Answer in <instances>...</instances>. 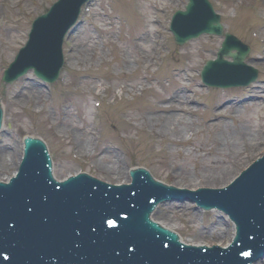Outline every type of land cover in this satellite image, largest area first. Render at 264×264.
Segmentation results:
<instances>
[{"label": "rangeland", "instance_id": "374dc122", "mask_svg": "<svg viewBox=\"0 0 264 264\" xmlns=\"http://www.w3.org/2000/svg\"><path fill=\"white\" fill-rule=\"evenodd\" d=\"M12 1L15 4L13 7L9 2L0 3V100L6 106L4 130L11 132L10 135H0V179H6L17 170L24 136L39 135L49 146L54 160V172L59 179L68 173L85 170L109 182H125L131 179L129 168L138 163L146 165L155 177L171 184L193 187L195 181L201 183L200 177H197L202 174V170L195 169V162L186 160V156L180 157L176 150L180 148L187 153L192 144L168 145L167 138L175 137L174 130L159 134L149 133L143 128L144 120L139 108L153 105L158 99L165 97L167 92L162 93V87L168 90V94L179 91L177 96L182 97L181 100L176 96L173 99L170 94V99H166L164 103L183 104L192 111H188L186 115L194 123L183 128L184 136L192 130L198 133L199 128L205 129L204 121L215 116V110H231L233 101L243 105L251 102L253 106L246 109L245 105H239L241 110L243 108L241 116L245 121L242 125L253 128L251 126L261 124L260 129L256 128L261 130L257 134L252 135L251 130L247 134L238 131L233 118L220 120H229L232 129L228 135L236 137V143L240 148L243 147L241 150L246 148L244 153L241 151L244 158L232 177L251 164L254 156L262 154L264 48L261 54L260 41L252 35L250 29L253 24L259 26L262 22L256 16L257 7H264V1L219 0L218 8L214 4L219 11L229 8L228 13L221 15L224 31L233 33L251 46L246 60L259 70L253 83L227 89L207 88L201 85L200 76L205 62L216 57L224 35L205 33L182 46L174 41L170 31L171 17L177 9L185 8L187 0H91L89 5L83 6L78 23L65 37V65L57 81L45 82L30 70L13 82H6L2 75L26 44L33 21L46 12L55 0ZM211 1L214 3L216 0ZM8 30L13 31V36L8 37ZM5 43L13 46L9 48ZM147 54H152L155 60V65L151 67L155 81H151L153 88L146 90L144 94L140 83H133L131 80L134 76L121 71L142 63ZM121 57L127 59L124 62L127 67L115 72ZM94 77H98L99 82L106 85L107 89L103 94L92 93L91 89L96 86L100 90L103 88L100 84L97 85ZM114 78H117L116 83H113ZM124 86L132 91H125ZM121 90L125 91L122 96ZM230 112L234 113L235 110ZM64 117L66 120L60 121L59 118ZM164 123L166 121L160 118L156 127L165 131L162 126ZM90 130L94 132L90 133ZM78 133L84 138L92 135L87 154L83 155L77 149ZM245 135L246 138H242ZM243 139H247L250 145H244ZM13 143H16L14 149ZM5 149L9 151L8 160L3 159ZM167 149H174L175 161L181 162V166L185 161L187 168L193 171L188 181L177 176ZM112 164L116 165V171L111 172L109 167ZM226 179V182L231 180L229 176ZM260 263L264 264L261 258L253 264Z\"/></svg>", "mask_w": 264, "mask_h": 264}, {"label": "water", "instance_id": "95a60500", "mask_svg": "<svg viewBox=\"0 0 264 264\" xmlns=\"http://www.w3.org/2000/svg\"><path fill=\"white\" fill-rule=\"evenodd\" d=\"M63 8V4L56 6L43 22H41L43 16L35 20L33 30H36L37 25L41 23L30 49L26 51V55L33 54L36 48L43 46L38 32L42 25H46L50 31L47 35L51 38L46 52L47 62L45 65H36L37 72L46 75L49 74L46 70L50 66L57 74L61 65L62 37L78 12L77 5L70 17L51 23L55 14ZM211 32L223 33L222 24L214 23ZM226 36L229 34L226 33ZM220 54L223 57L230 55L236 62H242L246 52L238 48L237 53H232L227 43H224ZM9 72L11 70L7 74ZM5 79L10 80L7 75ZM1 132L3 135L11 134L3 127ZM36 142L40 141L27 139V149L29 150L30 145ZM258 157L254 156L252 162ZM135 166L147 167L138 163ZM46 173L50 176L49 168L46 169ZM89 173L92 174V172ZM139 173L144 177L140 174L137 177L136 173L134 185L130 189L127 185L99 186L96 196H83L69 190L67 195L52 200L47 206H25L15 201L4 202L0 205L2 235L0 244L3 248L0 249V253L2 251L5 255L0 256V264H70L78 254L91 249L94 253L100 254V257L98 260L92 258L90 264H115L120 259H123L126 264L130 262L131 264H247L255 260L262 252L264 248V159L256 162L227 189H207L208 200L199 198V201L204 204L220 205L227 209L237 221L238 237L228 249L219 246L213 249H199L179 245L176 235L150 222L147 215L152 208V202L156 201L160 195L173 193L174 190L160 186L144 170ZM44 179V176H41L40 180L44 181ZM82 180L83 176H79L65 184ZM164 182L168 183V181ZM151 185L154 186L153 189ZM204 186L213 188L211 185ZM10 187H5V190L9 192ZM129 191L138 195L133 196ZM37 192L41 194L40 199L49 196L44 188L38 186ZM23 193L26 204H31L26 192ZM35 201L38 200L35 199ZM92 202L98 203V206L93 207ZM74 203H77L76 206ZM153 218L165 223L167 227L176 228L174 230L182 234L187 242L199 245L209 243L225 246L231 242L235 233L234 223L223 212H202L196 208L195 204L185 200H181L180 203L174 201L161 204L153 213ZM70 230L72 233L69 232ZM17 241L21 242L20 247H14ZM161 242H170L171 248L165 251V246ZM51 243H57L58 247H51ZM111 243L119 245L123 250L115 246L103 247ZM62 249L70 255L68 260L60 258L64 253L61 252ZM34 251L36 255L33 257L31 252ZM129 251L133 255L122 256Z\"/></svg>", "mask_w": 264, "mask_h": 264}, {"label": "bare ground", "instance_id": "6f19581e", "mask_svg": "<svg viewBox=\"0 0 264 264\" xmlns=\"http://www.w3.org/2000/svg\"><path fill=\"white\" fill-rule=\"evenodd\" d=\"M20 1H24V0H20ZM264 1V0H262ZM4 2H9L10 5L13 7L15 4L12 0H0V3L3 4ZM220 2H222L220 0ZM224 3V2H223ZM0 4V8L1 5ZM214 4L216 5V7H220V3L219 0H216L214 2ZM224 5H226L224 3ZM239 6V4H238ZM226 7H228L226 5ZM227 9L229 10V8H223L221 11H219V13L221 15H224L225 13H228ZM258 10H260L258 12ZM0 15H1V11H0ZM217 14H212L211 18L212 19H216ZM258 20L262 21L260 22V25L257 26L256 24H253V26L251 27L250 31L252 33V35L258 39L260 41V44L262 46L261 49H259V52L262 54V50L264 48V7H257V16ZM150 24V23H149ZM147 24V25H149ZM6 29V28H5ZM7 30V29H6ZM13 34L12 30H8V37L10 35ZM229 35H233V33L230 32ZM13 36V35H12ZM146 36V35H144ZM3 42V41H1ZM11 42H8V44ZM7 46L8 44L5 43ZM13 44V43H11ZM6 46V47H7ZM13 45L8 46L9 48H11ZM263 58H264V53L262 54ZM189 56V55H188ZM259 57H261L259 55ZM76 60H78L77 57H75ZM186 60H189L188 58H186ZM127 59L121 57L120 60L118 61V65L116 66L117 68L115 69V72H120L121 69H123V67H127V65H125ZM129 62V61H128ZM127 62V64H128ZM155 65V60L152 57V54H147L144 56L142 63L140 64H134L131 69L129 70H123L121 72H126V73H131V76H134L133 79V83H140L141 86V92L145 91L144 94L146 93V90L148 89H152L153 85L151 84V81H155V77L153 75V73H151L152 68ZM121 66V68H119ZM204 66V65H203ZM159 68V67H158ZM119 70V71H118ZM226 72L228 73L227 75H222V76H215L216 79V84H210L209 80L207 79V77L204 74V71L202 73H200L201 76V85L206 86L207 88H214L215 85H217V88H224L227 89L229 87L233 86V82L238 79V75H235L233 73V70L231 68H227ZM1 74V73H0ZM117 75V74H115ZM4 76V74L2 75V77ZM1 77V75H0ZM96 82H98V86L100 84V86H102L103 88L97 89L98 87L96 86L95 88H92V93L94 95H100L103 94L104 91H106L107 87L106 85L102 84V82H99V78L98 77H94ZM113 83H116L117 78H114ZM119 81V78H118ZM224 83H221V82ZM237 83H240L239 81ZM235 85V84H234ZM133 86V85H132ZM125 91L131 92L132 90H130L128 87H125ZM123 88V90H124ZM212 88V89H213ZM121 90L120 94L121 96L124 94L125 91ZM149 90V91H150ZM162 93L167 92L165 95V97L160 98L156 101L155 104L153 105H145L144 107H140V113L143 116V128L147 131V132H152V133H159V134H165L166 132H169V130H174V132L178 135L176 136V134H174L175 137L170 136L171 138H167L169 140L166 141L169 144H176V145H190L192 144L191 148L188 150L187 153H185L183 151V149H176L177 154L184 158L186 160H190L192 162H195V169H201L202 170V174H200L197 179L199 178L201 183H204V185H211L213 188L215 187V185H220L219 182H223L226 183V181H224L228 176L229 179L233 178L232 174L234 172H236L237 167L239 166V164L242 162L244 156L241 155V151L244 153L246 148H243L241 146V148L239 147V145L236 143V137L232 135H228L229 131L232 129V125L229 123V120H225V121H220V120H224L223 118H233V122L236 125V128H238V131L243 132L244 134H247V132L249 130L253 131L252 135L257 134L260 128H261V124H257L255 126H251L249 123H247L248 125H250L253 128H247V125H242L244 119L241 116V113L243 111V108L241 110V107L239 108V105L244 106L245 105V109L247 107H251L253 106V104L251 102H246L244 105L237 102V101H233L232 105L230 107V109L235 110L234 113L230 112L231 110H227V111H223V110H215V116H213L212 118H207L204 121V125H206L205 129H200L197 130L198 133L194 132L193 130L189 132V134L187 136L182 135L183 132V128L186 127V125L192 126V124L194 123L190 117H188L186 115V113L188 111H190L192 113V111L187 107L184 106L183 104H166L163 101H165L166 99H170L171 95L176 96L177 98H179V100H181L182 97L177 96L179 94L178 92H172L170 94H168V90L166 88L162 87ZM143 94V95H144ZM183 96V93H181ZM170 95V96H169ZM162 99V100H161ZM183 100V99H182ZM184 101V100H183ZM163 102V103H162ZM1 103V109L4 111L5 110V103L3 100H0ZM251 105V106H250ZM187 107V108H186ZM229 109V108H226ZM237 110H238V114H237ZM146 112H149L150 114H147ZM240 112V113H239ZM189 113V112H188ZM61 117V116H60ZM66 117L64 118H59L60 121H65ZM160 118L163 119V121H166V124L164 123L162 126L165 129V131L161 130V128L156 127V124L158 122V120H160ZM215 119V120H213ZM246 120V119H245ZM3 122V129H5V125H6V118H5V114H4V118L2 120ZM206 122V123H205ZM245 122V121H244ZM87 124H84V126H86ZM256 128H259L258 130ZM92 129V128H91ZM254 129V130H253ZM188 131V130H187ZM250 131V132H251ZM94 132L93 130H90V133ZM89 133V132H88ZM87 133V134H88ZM201 133V134H200ZM206 133L207 135L203 134ZM1 136L2 132L0 133ZM198 135V136H197ZM197 136V137H196ZM91 136H88L86 138L82 137L81 133H78L76 139L77 142L79 143V145L77 146L78 151L82 152V154H87L86 150L88 149L89 146V142L91 139ZM231 137V138H230ZM242 138H246V135L243 136ZM230 140H233V142H231ZM256 139H253V141H256ZM198 142L197 144H195V142ZM242 142L244 143V145H250V143H248L247 139H243ZM247 143V144H246ZM254 145V144H253ZM252 146V144H251ZM16 147V143L12 144V148L14 149ZM81 147V148H80ZM22 148V147H21ZM9 151H7V149L4 150V158L8 160V153ZM92 153V152H90ZM167 153L170 154V160H171V166H174L176 169V173L177 176L179 177V179L182 180H186L188 181L191 176L193 171H190L184 161L183 166H181L180 163H178L175 158V153H174V149L173 150H169L167 149ZM261 156V154L259 155ZM21 157V153H19V158ZM118 163V161H117ZM116 163V164H117ZM5 164V162L3 163ZM116 165L112 164L109 168L111 169V172L116 171L115 168ZM234 176V175H233ZM196 179V180H197ZM227 180V179H226ZM196 183H193L192 186L194 188H196V186L199 185H203L201 183H197V181H195ZM264 262V260L262 261ZM263 264V263H260Z\"/></svg>", "mask_w": 264, "mask_h": 264}]
</instances>
